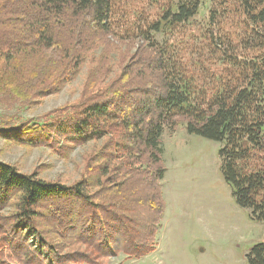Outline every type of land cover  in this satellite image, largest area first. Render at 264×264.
<instances>
[{"label":"trees","instance_id":"obj_1","mask_svg":"<svg viewBox=\"0 0 264 264\" xmlns=\"http://www.w3.org/2000/svg\"><path fill=\"white\" fill-rule=\"evenodd\" d=\"M210 3L199 35L201 0H166L158 18L120 34L113 0H0V138L62 159L99 143L69 184L0 161V264H106L154 251L161 137L181 125L221 144L236 204L264 221V0ZM85 65L76 101L22 116ZM248 263L264 264V240Z\"/></svg>","mask_w":264,"mask_h":264},{"label":"rangeland","instance_id":"obj_2","mask_svg":"<svg viewBox=\"0 0 264 264\" xmlns=\"http://www.w3.org/2000/svg\"><path fill=\"white\" fill-rule=\"evenodd\" d=\"M113 2L114 30L122 34L130 28L136 30L148 19L158 18L166 0ZM201 2L202 8L195 17V35L200 34L211 7L210 0ZM174 37L180 38L179 34ZM189 47L193 51L201 48L198 42L194 47L189 43ZM86 69L85 65L75 80L58 93L38 100L22 116L39 118L76 101ZM161 144V164L165 168L160 181L163 211L154 234L155 249L141 258L112 256L106 264H249L252 247L264 240V221H257L250 209L236 204L220 171L221 144L188 133L184 125L174 131L165 130ZM98 145L79 146L62 159L48 148H32L0 138V161L23 173L38 171L42 179L69 184L80 177L82 155ZM138 197L130 196L133 205L138 203Z\"/></svg>","mask_w":264,"mask_h":264}]
</instances>
